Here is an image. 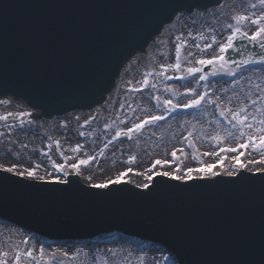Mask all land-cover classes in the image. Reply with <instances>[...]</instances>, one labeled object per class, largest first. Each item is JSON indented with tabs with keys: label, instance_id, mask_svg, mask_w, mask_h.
Returning <instances> with one entry per match:
<instances>
[{
	"label": "water",
	"instance_id": "95a60500",
	"mask_svg": "<svg viewBox=\"0 0 264 264\" xmlns=\"http://www.w3.org/2000/svg\"><path fill=\"white\" fill-rule=\"evenodd\" d=\"M221 1L0 0V96L26 101L41 111L36 119L80 113L74 110L95 112L104 106L108 93L112 96L128 63L147 46H154L153 37L172 21L175 14L170 12L176 4L200 3L201 9H207ZM259 52L256 44L237 39L224 58L233 67H254L258 65L233 62ZM205 70L211 73L214 68ZM261 174L254 183L239 188L169 187L162 182L181 183L158 177L151 187L160 188L150 197L129 192H145L129 185L112 186L121 190L119 196L97 195L102 191L82 187L79 178L72 176L68 179L77 183L70 200L55 195L63 192L62 185L36 187L28 194L34 188L0 182V212L52 239L79 240L119 230L167 247L180 264H261ZM67 243L83 242L58 245ZM149 249L154 252L155 247L147 244L144 251Z\"/></svg>",
	"mask_w": 264,
	"mask_h": 264
},
{
	"label": "rangeland",
	"instance_id": "374dc122",
	"mask_svg": "<svg viewBox=\"0 0 264 264\" xmlns=\"http://www.w3.org/2000/svg\"><path fill=\"white\" fill-rule=\"evenodd\" d=\"M252 4H256V7L252 8ZM201 13L203 12H197L194 18H189V27L186 26L185 29L181 25V19H176L173 24L168 25L161 38L156 39L154 46L148 50L147 54H142L138 62L129 63L126 66L125 70H128L129 77L125 78L122 74L117 90L108 102L106 101L105 106L96 112L90 114L80 112L73 114L70 119L58 121L54 118L51 121L39 122L34 120V110L26 106H21L19 111L11 110L8 100L0 101L2 102L0 116L8 117L9 113L17 116L16 119L8 117L7 120H0V134H2L0 135V167L19 163L31 168L35 163H41L46 165L47 171L52 172L53 175L63 176V173L53 172L51 161L64 164L66 168H69V174H77L69 166L72 163H78L81 159L95 156L94 161L80 166L79 176L83 177L84 182H97L100 179L104 181L116 175L115 168H121L117 173L131 168L132 171L126 177H122V180L138 182V184H143L151 172L168 171L171 174L183 175L188 168L200 167L201 161L204 165L214 164L215 167L212 170H220V173L231 168L233 163L231 158L237 153H225L219 150L221 147H236L244 142V137H241L239 131L233 129L227 120L220 116L216 106L209 104L207 100L215 99L217 96L225 100L232 97L233 103L230 106L235 107L237 102L234 93L243 98L250 86L257 83L264 85V65L240 70L232 68L237 72L235 77L226 75L229 67L221 66L219 63L213 64L217 69L216 75L202 71L190 76L187 68L203 67L196 63L199 59H210L219 55L218 44H213L211 48L203 51L201 49L205 44L212 43V35H216L218 41H224L230 32L226 25L235 24L233 16L238 14L259 16L264 13V8L259 4V0H226L222 5L211 9L210 15ZM242 27L249 33L255 30V26L248 22H245ZM189 32L193 36L196 35V42H199L196 44L201 46L196 50L202 54L198 55L193 51L196 47L193 42L191 46ZM200 34L208 38L201 39ZM177 36L188 41V45L181 54L180 70L168 67L176 62ZM137 64L139 65L135 69L134 65ZM201 74L207 76V79L200 80ZM190 89H195L196 94L207 92L208 97L198 107L184 108L182 105L193 98ZM164 100H172L181 107L175 112L166 110ZM249 111L253 110L250 108ZM25 112L30 115H19ZM96 113L99 115L97 118ZM151 115H162L164 118L154 124L146 125L138 133H132L131 139L127 136H116L118 132H125ZM257 117L259 118L258 113ZM21 120L24 122L23 127H21ZM249 122H252L251 119ZM251 131L253 135L256 134L255 129ZM216 136L221 138L219 143L213 139ZM71 138L76 142L68 145L67 142ZM190 138L195 140L198 149L189 146ZM77 146L79 149L73 151L77 149ZM173 151L176 152V157L171 155ZM240 151L244 152V155L240 157L239 163L247 165L251 160L255 163L249 167L264 168V163H260L262 159L260 152H253L251 149H240ZM205 152L219 153V156H205L203 155ZM101 153H103L102 156ZM221 157L225 158L221 160ZM131 158L134 160L128 163ZM156 160L168 161V163L153 167ZM138 170H144L141 171L144 176L131 174ZM39 174H46L44 167L40 169ZM193 175H203V173H193ZM121 242L125 243L124 246L116 247ZM147 244L149 243L138 244L120 235H108L92 243L50 245V241L40 239L14 223L0 220V260H6L8 264H14V257L18 251L23 253L27 249L37 253L36 258L39 264H80V258L76 259L67 251L80 246L87 250L88 264H94V261L96 264H103L106 257L109 264H176L174 257L165 250L155 247L154 253L150 249L145 252ZM41 247L45 252L44 260H39L38 252ZM106 250L110 252L106 253ZM129 251L133 253L129 254ZM52 252L56 253L55 260L51 258ZM65 252L68 253L66 257ZM3 253L8 255L4 256ZM125 253L129 258L134 255L133 259L130 261L124 256ZM146 255L153 258L149 259L145 257ZM22 264H35V262L22 257Z\"/></svg>",
	"mask_w": 264,
	"mask_h": 264
},
{
	"label": "snow or ice",
	"instance_id": "6c2138e0",
	"mask_svg": "<svg viewBox=\"0 0 264 264\" xmlns=\"http://www.w3.org/2000/svg\"><path fill=\"white\" fill-rule=\"evenodd\" d=\"M259 4L262 8H264V0H259ZM252 8L256 7V4L251 5ZM203 8V5L199 4H185V3H179L176 4L173 8L171 13L175 14V18L179 19L186 13L190 17H195L197 14V10ZM203 14V13H201ZM235 21V24H227L226 27L230 29L229 34L226 36L223 42L218 41L216 35L211 36L212 43L205 44L203 46V50L209 49L213 46V44H218L219 46V55L213 56L210 59H199L196 63L200 66L204 65H213L216 63H219L221 66L227 63V61L224 58V53H226L229 49H231L234 46V42L237 39L247 40L251 44H256L258 48L260 49L259 53H252L245 58H243L239 62H233L239 65H264V13H262L259 16H256L255 14H252L251 16L247 14L243 15H235L232 18ZM245 22H248L250 25L255 26V30L249 33L246 30H243V25ZM183 35V33L181 34ZM189 36L192 35L191 32L188 33ZM201 39H207L208 37L204 36L203 34H200ZM176 48H175V57L176 62L174 65H169L168 67H174L176 70H180L181 63L180 58L183 49L188 45V41L186 39H181V36L176 37ZM194 47L200 48L201 46L199 44H195ZM188 55H192V53H188ZM187 72L190 76L195 75L197 73H202V67H188ZM217 73L214 71L212 75H216ZM226 75L235 77L237 75L236 71H233L231 66L226 71ZM181 79H185L184 77H181ZM200 80H206L207 76L201 74L199 76ZM144 84H147V80L145 79ZM193 94V98L189 99L187 103L183 104L182 106L184 108H194L198 107L203 101L206 100L208 97V93L205 92L203 94H196L195 89L189 90ZM226 91V90H225ZM243 91V90H242ZM234 98L236 100V106L231 107L233 103V98L229 97L227 100L217 96L215 99H208L207 102L209 104L215 105L217 110L219 111V114L221 117L227 120V122L232 126L233 129H237L240 133L241 137H244V142L239 143L236 147H221L220 152L225 153H237V155L232 156V166L229 169H225L223 174L224 176H227L228 179H224L221 177V173L217 171H213L212 169L215 167L214 164H207L204 165L203 162H200V167L198 168H188L183 175H175L171 174L168 171H163L160 173H157L160 176L168 177L170 176L172 180H180L184 181V183L180 185H169L167 181L162 182L164 185H167L169 187H200V186H224L228 188H239L245 184H251L255 182V178L257 175H245V171L249 172H259L262 173L259 175V181L264 184V168H251L249 165L255 163V161H249V164H241L239 163L240 157L244 155V152L240 151V149H251L253 152H260L262 154V159L260 163H264V85H261L260 83H257L253 86H250L248 91L244 93L243 98L240 97L239 94L234 93ZM158 100V98H156ZM2 103V102H0ZM163 104L166 106V110H169L171 112L177 111L181 105L178 103H173L172 100H164ZM223 105V107H222ZM252 109L253 111H249V109ZM257 113L259 114V118L257 117ZM9 116L12 115V113L8 114ZM20 116H29L30 113H20ZM164 117L161 116H155L151 115L146 117L145 119L141 120V122L134 124L132 127L128 128L124 135L127 136L129 139L132 138V133H138L140 132L146 125H151L156 123L158 120L163 119ZM7 116H0V120H7ZM251 119L252 122H249ZM87 122V121H86ZM23 120H21V127H23ZM248 129V132H245L244 130ZM255 129L256 134L253 135L252 131ZM2 135V134H0ZM229 135H232V133H229ZM117 137L120 136V133L118 132L116 134ZM189 136H191V133H189ZM187 139V138H186ZM214 140H217L219 143L221 138L219 136L213 137ZM58 143V142H57ZM111 143V142H109ZM189 146L194 147L191 141H189ZM107 147V145H105ZM79 149V146H77V149H73V151H77ZM46 154V153H45ZM103 153H101V156ZM173 157H176V152L173 151L171 153ZM203 155H217L219 156V153H208L205 152ZM195 158V157H194ZM225 157H221L220 159L223 160ZM51 160V158L49 157ZM67 159V158H65ZM96 159L95 156L88 157L87 159H81L78 163H72L69 167L71 170H74L77 174H79L80 166L82 165H88L90 162L94 161ZM134 160V158H131L128 163H131ZM167 164L168 161H160L156 160L154 162L153 167L160 164ZM22 167V170H21ZM44 167L45 168V175H40L39 171L40 169ZM51 167L53 169V172H60L63 173V176H55L52 172L47 171V166L43 165L41 163H35L31 168L27 166H23L19 163H14L10 166H4L0 167V182L6 183V184H12L14 186L19 187H26V188H36L41 186H48V185H54V186H64L62 189H59L63 192H69L73 189L74 185L77 183L74 180L65 179L64 177H67L69 175V168H66L64 164L62 163H56L55 161H51ZM132 169L128 168L123 172L117 173L114 177L107 179L106 181L102 183H96L93 184L92 187L95 189H101L102 192L97 193V195H103V196H119L121 193V190L117 188H113L112 186H119L122 183L127 185L130 183L128 180H122V177H126L129 172H131ZM193 173H203V175H193ZM47 177V178H46ZM218 177H221L220 179H217ZM149 179H151V176H149ZM188 181H191L192 183L189 184ZM136 187H140L143 189H147L146 192H135L133 189H128L129 192H132L135 195H140L143 197H150L154 194V192L160 188V185H157L155 189L153 187H150L147 183L144 184H137ZM45 190H56L51 188H46ZM81 191H87V189H80ZM27 241H25L26 243ZM4 256H7L8 253H3ZM39 260L45 259V252L43 247L39 249L38 252ZM114 255V254H113ZM64 256H68V253L65 252ZM22 257L27 259L28 261H34L35 264H39V261L37 260V253L32 249H27L23 253L17 252L14 257V264H22ZM51 258L55 260L56 253H51ZM165 259H168L165 257ZM0 264H8L6 260H0ZM94 264L96 262L94 261ZM103 264H109V260L106 257ZM183 264V262H181ZM246 264H250V262H246ZM261 264H264V261L261 262Z\"/></svg>",
	"mask_w": 264,
	"mask_h": 264
},
{
	"label": "bare ground",
	"instance_id": "6f19581e",
	"mask_svg": "<svg viewBox=\"0 0 264 264\" xmlns=\"http://www.w3.org/2000/svg\"><path fill=\"white\" fill-rule=\"evenodd\" d=\"M224 2L223 3H225V1L226 0H223ZM210 11H211V9L210 10H208V14L210 15ZM205 15L207 14V13H204ZM189 18L190 19H192L193 17H190V16H185V15H183L182 17H180L179 19H181V25H183V28L185 29L186 28V26L187 27H189ZM159 37H156V39H158ZM193 40V41H192ZM191 42H193V43H199V42H196V35H191V40H190V43ZM191 46H193L192 45V43H191ZM152 46H150L149 47V49L151 48ZM148 49V50H149ZM197 48H195V49H193V51L195 52V53H197L198 55H200V54H202V52H200V51H197L196 50ZM141 56H142V54H137L136 55V57H135V59L133 60V61H131V62H129L130 64L131 63H133V62H138L139 60H140V58H141ZM128 63V64H129ZM139 64H137V65H134V68L136 69V67L138 66ZM134 68H133V70H134ZM126 69V68H125ZM122 74H123V76H125V78H127V77H129V75H128V70H125V71H122ZM122 76V75H121ZM117 90V87H115V89H114V91H113V93L115 92ZM113 95V94H112ZM111 97V95L108 93V99ZM108 99H107V102H108ZM5 100H8L9 101V103H10V109L11 110H18L19 111V109H20V107L21 106H26V104L25 103H17V101H14L10 96L8 97L7 96V98H5ZM105 103H106V101L104 102V106H105ZM103 106V107H104ZM96 112V111H95ZM88 114H90V113H93V111H92V109L91 110H88V112H87ZM74 114H76V112H74ZM72 115H65L64 117H57V118H55V120H58V121H60L59 119H65V118H69L70 119V117H71ZM9 118H12V119H16L17 118V116H8ZM78 138H79V136H78ZM73 138H71V139H69L68 140V145H71L73 142H76V140H72ZM32 140V139H31ZM79 140H80V138H79ZM230 162V161H229ZM119 170H121V168H115V170H114V172L117 174V172L119 171ZM141 171H144V170H141ZM140 170H138V171H136V172H132L131 174H138L139 175V177H141V176H144V173L143 172H141ZM215 171H220V170H215ZM113 172V173H114ZM120 172H122V171H120ZM112 173V172H111ZM103 176H106V175H103ZM130 176H132V175H130ZM104 181H106V180H104ZM104 181H102V179H100V180H98L97 182H91L92 184H96V183H102V182H104ZM150 183V180H149V178L148 179H146L145 181H144V183ZM85 183V182H84ZM143 183V184H144ZM21 240H23L22 238H20ZM124 244L125 243H123V242H121V244L120 245H117L116 247H123L124 246ZM110 250V249H109ZM68 251V253H69V255H71V256H75L76 257V259H79L80 258V261H79V263L80 264H88V258L86 257V255H87V250L86 249H84L83 248V246H80V247H74V248H71V249H68L67 250ZM108 250H106V253H108V252H110V251H108ZM129 254L130 253H133L132 251H129L128 252ZM154 253V252H153ZM124 256L126 257V258H128L130 261L133 259V257H134V255H131V258H129V256H128V254H124ZM145 257H147V258H153V257H151L150 255H146Z\"/></svg>",
	"mask_w": 264,
	"mask_h": 264
}]
</instances>
